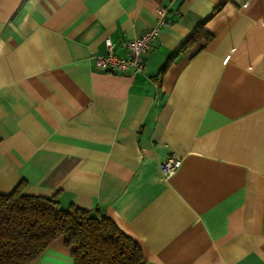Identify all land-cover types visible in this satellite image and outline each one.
Wrapping results in <instances>:
<instances>
[{"label": "crops", "instance_id": "1", "mask_svg": "<svg viewBox=\"0 0 264 264\" xmlns=\"http://www.w3.org/2000/svg\"><path fill=\"white\" fill-rule=\"evenodd\" d=\"M159 7L142 71L93 65ZM20 181L109 217L142 264H264V0H0V192Z\"/></svg>", "mask_w": 264, "mask_h": 264}, {"label": "trees", "instance_id": "2", "mask_svg": "<svg viewBox=\"0 0 264 264\" xmlns=\"http://www.w3.org/2000/svg\"><path fill=\"white\" fill-rule=\"evenodd\" d=\"M200 37L210 38L204 30ZM193 39L194 33L180 48ZM24 185L0 192V264H28L58 236L73 246V264H142L139 244L109 217L72 204L62 207L56 195L24 194Z\"/></svg>", "mask_w": 264, "mask_h": 264}, {"label": "built area", "instance_id": "3", "mask_svg": "<svg viewBox=\"0 0 264 264\" xmlns=\"http://www.w3.org/2000/svg\"><path fill=\"white\" fill-rule=\"evenodd\" d=\"M165 8H157V17L153 26L147 28L140 35L123 42L127 56L119 57L114 54V44L109 37L104 39L105 52L93 57V65L99 69L118 72L121 74L131 71L140 72L145 67L144 55L151 47L160 25L166 24ZM181 160L174 155L167 156L159 163L161 176L166 179L170 177L180 165Z\"/></svg>", "mask_w": 264, "mask_h": 264}]
</instances>
